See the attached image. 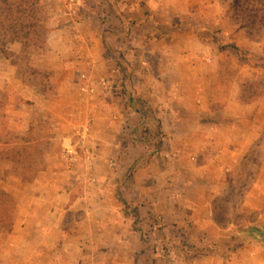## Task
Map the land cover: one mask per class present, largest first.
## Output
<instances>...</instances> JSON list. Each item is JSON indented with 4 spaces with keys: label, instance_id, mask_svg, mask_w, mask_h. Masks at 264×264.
Instances as JSON below:
<instances>
[{
    "label": "rangeland",
    "instance_id": "rangeland-1",
    "mask_svg": "<svg viewBox=\"0 0 264 264\" xmlns=\"http://www.w3.org/2000/svg\"><path fill=\"white\" fill-rule=\"evenodd\" d=\"M9 1L17 35L0 60L16 61L35 89L72 87L63 135L74 137L37 132L28 145L0 129V264H264V0H158L160 25H144L135 10L123 27L112 11L111 29L109 8L94 3L85 36L98 42L58 35L51 47L45 39L62 29L51 19L65 16L67 0ZM163 38L185 74L157 72ZM68 45L79 57L59 60ZM52 49L48 66L57 68L28 65L29 52ZM7 101L1 94L3 127ZM68 143L78 150L72 161ZM33 196L36 215L50 225L52 213L65 231L57 250L13 232Z\"/></svg>",
    "mask_w": 264,
    "mask_h": 264
},
{
    "label": "crops",
    "instance_id": "crops-1",
    "mask_svg": "<svg viewBox=\"0 0 264 264\" xmlns=\"http://www.w3.org/2000/svg\"><path fill=\"white\" fill-rule=\"evenodd\" d=\"M69 1L70 0L65 1V6L67 8V10L64 11L65 16L60 19L50 20L53 23V26L59 23V26L62 29H60L61 32H59V29H53V31H51L52 35H49L47 39H45V42L49 47H51V42H54L56 40L55 37L58 35H60L59 37L65 40V43L67 44L72 43L75 37L80 41H89L91 43L94 40H97L98 42V38L93 37V34L89 36V38L87 37L89 35V29H87V27L93 26V21H91L90 16L88 15L91 14V10L94 8V3L95 5L96 3L101 4L102 6L103 4H106L109 8L107 9L108 14L103 20L105 21V25H110V27L107 26V28L110 29L113 27L112 25H114L112 22L115 23L116 21V18L112 17V14H115L112 11H117L118 15L121 12L123 13V15H119V18L117 19V22L122 24L123 27L130 26V23L127 21L132 19V13L135 10L141 12L140 15L138 13L139 20L143 22L144 25L151 24L153 19L152 25L158 26L160 25V20L157 17V12L161 10L163 6H160L158 0H145V4L142 6H139L134 0H92L94 2L91 0H74V3H70ZM145 11L150 12L151 17L146 15ZM71 28H74V31L77 32L73 34L72 30L70 31ZM82 29L84 30V34L82 33ZM156 30L158 31V28ZM108 33L109 32L106 30L105 34ZM85 34L88 35L85 36ZM171 40H173V38H170V41ZM167 42H169V39L164 40L163 38L157 44L160 47V50L157 53V58L160 61V68L157 72L159 71L160 76L167 75L168 73L173 74L177 71L185 74L186 72L181 65L182 59H178L173 52H168V49H165ZM149 45L150 42H146V46ZM10 48L13 54L12 58L14 59H20L23 54L25 55L21 44H13ZM72 51L74 50H71L70 45H68L63 51H59V54H56L55 56H57L59 60L62 58L77 59L79 57L78 51ZM147 51L149 52V49ZM53 52V49L47 52H42L41 50H33L29 52L27 54L29 57L28 65L34 63L35 68L40 69V71L57 68L48 66L49 62L51 63V60L54 59ZM67 64L64 65L62 63L60 64L61 66L58 67L59 74L63 75L65 78L69 72ZM186 69H188L187 66ZM48 85L51 87L47 86L46 90L40 88V86L37 89H35V87L33 88L27 82V79L21 71V66L16 61L11 62L1 59L0 95H5V98L8 101L7 104H5L7 127H3L2 125L0 126V129L4 128L5 132L10 131V135H15L17 139H20L24 144L28 145H30L31 140H33L32 137L35 136L37 132L39 133V139L45 141H52L58 137L64 141L73 138L74 136L63 135V132H66L64 128L65 125L67 127V123L70 124V122H72L68 117L69 113L73 110L71 107H75L71 98L66 94V92L71 91L70 88L72 87L69 84H59L56 82H52V84L49 82ZM41 154L44 156L43 160L49 161L48 156L52 154V151L46 150L41 152ZM44 166L46 170L49 169V164H47V162L44 163ZM2 168L9 169L7 165ZM35 182H39V180L36 179ZM98 195L99 194H97V196ZM34 199L35 196L30 199L28 209L23 216H20L21 214L17 215L16 223L13 225V232L18 235L26 236V240L28 239L29 242L27 243L29 244V247H36L40 251H48L50 248L57 250L61 241L67 240L64 234L65 231H63V228L60 226L58 218L52 223L55 218V216L52 218V213L47 216L52 219L50 225L44 223L45 221L43 217H38L36 215L37 208L35 207L37 202L36 199ZM51 203L59 202L52 200ZM47 217H45V219H49ZM33 236H36V238L32 241ZM65 242L68 243V240Z\"/></svg>",
    "mask_w": 264,
    "mask_h": 264
},
{
    "label": "trees",
    "instance_id": "trees-1",
    "mask_svg": "<svg viewBox=\"0 0 264 264\" xmlns=\"http://www.w3.org/2000/svg\"><path fill=\"white\" fill-rule=\"evenodd\" d=\"M13 7L14 3L9 0H0V54H3L4 49L16 39L17 33L12 16ZM3 13H6V17Z\"/></svg>",
    "mask_w": 264,
    "mask_h": 264
},
{
    "label": "built area",
    "instance_id": "built-area-1",
    "mask_svg": "<svg viewBox=\"0 0 264 264\" xmlns=\"http://www.w3.org/2000/svg\"><path fill=\"white\" fill-rule=\"evenodd\" d=\"M81 81H82V84L80 85V90L88 94L92 93L94 88L89 84L88 78L86 77L85 74L81 75ZM100 83L102 85H105L104 79H101ZM63 152H64V158L68 161L75 160L76 156L78 155L77 148L71 143H68L66 146H64ZM84 154L87 156L86 158H89L88 148H85Z\"/></svg>",
    "mask_w": 264,
    "mask_h": 264
}]
</instances>
